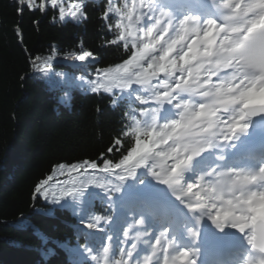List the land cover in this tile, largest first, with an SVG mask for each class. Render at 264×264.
<instances>
[{"label": "trees", "instance_id": "trees-1", "mask_svg": "<svg viewBox=\"0 0 264 264\" xmlns=\"http://www.w3.org/2000/svg\"><path fill=\"white\" fill-rule=\"evenodd\" d=\"M69 1L62 0L65 9ZM83 3L86 19L75 21L66 16L61 21L60 5L54 9L49 2L43 11L25 8L21 14L16 0H0V264H72L74 259L81 264H97V259L103 264L122 263L104 256V225L97 223V214L113 200V185L123 171L111 174L99 168L105 159L118 162L134 144L141 147L143 139L135 138L131 130L121 135L125 126L131 128L135 101L116 90L113 95L93 93L88 81L95 79L98 69L124 63L134 49L129 42L126 47L122 41L105 43L119 32V28L109 27L117 23L118 0ZM146 43L140 37L135 49L143 56L142 65L150 68L155 52L144 56ZM53 50L59 60L92 51L97 62L85 66L86 75L81 77L86 76V83L54 75L52 70L47 74L31 70L29 52L48 56ZM64 67L53 69L60 72ZM70 81L74 83L72 89ZM118 136L122 145L114 144ZM109 147L112 152L107 151ZM87 160L96 161L98 169L80 170L79 175L73 172L65 180L58 179L69 173H61L57 165ZM48 176H52L49 184L57 191L67 187L65 182L73 177L77 181L94 178L97 186L87 189L83 204L72 198L56 204L34 191L38 181ZM87 231L92 232L93 239ZM71 249H76L78 256L74 257Z\"/></svg>", "mask_w": 264, "mask_h": 264}, {"label": "snow or ice", "instance_id": "snow-or-ice-1", "mask_svg": "<svg viewBox=\"0 0 264 264\" xmlns=\"http://www.w3.org/2000/svg\"><path fill=\"white\" fill-rule=\"evenodd\" d=\"M50 2L52 8L59 7V19L63 21L66 16H71V18L75 21H80L81 19L87 18L86 6L83 3V0L79 3H74L69 6L66 10L62 5V0H16L17 3V11L23 14L25 8L29 10L40 9L41 11L45 10ZM138 6L139 11L136 10ZM119 11V8H118ZM107 12H111L110 9ZM107 12L105 16H107ZM121 17L125 15V13L120 12ZM132 14H135L137 23H143L144 18L148 17L153 21L151 26L146 30L145 34L150 38V41L144 45L143 55L155 51L158 49V46L161 43H165V47L160 52V55L155 57L152 61V64L149 66L150 68L155 66L157 72H163L168 69H175L177 67H181L188 63L189 54L193 53L197 47V41L202 37L200 35L201 29L200 27H193L191 22L194 20H198V17L192 16L191 14L186 15L179 21V27L177 33L175 35L170 36L172 27L174 26L175 17L173 16L171 10L160 8L157 10V0H134V7L132 9V13L128 14V25L125 26L123 21H119L115 25H110V28L116 27L119 28L120 31L117 33L114 39L105 41L107 44H115L124 39L125 35L135 36L136 34V24H133ZM55 19V17H54ZM256 23L255 21L253 22ZM208 27L204 30L203 36H208L211 34L213 27H215V21L209 19L206 21ZM158 30L160 31V35H157ZM18 35H20L19 28L14 29ZM196 33L197 35L193 40L189 42V47L187 49L181 50L178 46H182L183 41L187 40L188 37L192 34ZM154 37V39H152ZM126 47V46H125ZM238 48H241V45H237ZM180 51V56L175 57L174 53ZM253 52L249 49L242 48L241 58L246 59L248 56L252 55ZM94 54L90 50L80 51L78 54L71 55L70 58L79 61H85L88 58L93 57ZM57 58V54L55 50H53L51 55L43 56L37 55L34 53H28V62L31 65V70L40 71L45 74L48 73L49 69L52 66V62ZM143 58V56L141 57ZM194 59L196 57H193ZM126 74H132V64L128 63L125 65H116L113 67H103L96 71L95 79L89 80L88 83L91 85V91L93 93H113L114 89L117 88H127L130 86L129 81L124 79ZM154 74V73H152ZM141 77H144L141 82L147 84L149 82V78L144 76V73L137 74ZM192 79L191 74L187 80L184 81V84L187 85L188 82ZM180 87V85H177ZM234 89L230 86L227 90L224 88H218L215 92L207 93L208 95H214L217 97L211 104H205L200 107L195 112H189L186 110L184 114H182L181 120L172 121L169 125H165V128L171 127L173 129L172 135H177L182 140L185 141V147H192L193 154L198 155V150L191 142L187 139V137L191 134L190 127L193 124V121L199 120L202 115L207 114L210 119L207 123V126L202 130L204 133H208L212 136H217L219 133L214 132L213 129L216 128L217 123H221V117L218 115L220 111H228L235 103L239 102L240 98L243 96L244 92L247 89L242 90L236 96L228 95L227 93H231ZM167 94H161L158 96V99L166 96ZM114 105L115 100L111 101ZM219 105V108L216 105ZM205 109H207V113H205ZM99 111V109H98ZM239 115H234L230 117L231 123L228 121H223L221 123V129L227 128V132L224 133L223 139L231 140L238 139L239 135L245 134L249 131L251 127V118L253 116L264 113V106H256L252 104H244L239 109ZM135 119V118H134ZM248 121V122H246ZM181 125L184 126V131H180ZM129 126H125V131L121 133V135L129 134ZM135 131L139 133L142 137L144 132L140 129V121L136 119ZM152 135H155V130L153 129L151 132ZM115 145H122V140L120 136L115 138ZM108 152H112L113 148L109 147L107 149ZM152 151L150 148L137 147L135 144L126 151V154L122 155L118 162H113L112 160L105 159L103 162L102 168H99V171L105 170L108 172L116 173L118 170L123 169V173L118 175L116 178L121 181H126L127 179H135L137 175V169L144 166L147 163V160L151 158ZM191 163V157H188L185 160L178 161L175 166V172L177 176L182 175V169L187 167ZM161 173H153L154 176L163 184L168 185L172 182L168 173L171 171L170 167L166 163H162L160 165ZM57 169L63 173L67 171L69 175L73 172H77L79 175L80 170L90 169L92 171H96L98 169V164L94 160L82 161L80 163L72 164L70 166L67 165H57ZM261 176H264V169L261 170ZM258 176H245L244 179L249 182H254L257 180ZM52 180V176H48L45 179L38 181L36 184L34 191L40 196H43L46 200L51 199L53 203L59 204L62 200L66 198H72L78 204L84 203V195L87 192V189L95 185L97 186L96 179L91 177H86L82 181H77L75 177L72 180L65 182L68 186L61 187L59 191L53 188L49 181ZM119 190V188L117 189ZM231 204V202H229ZM229 217L233 218V226L244 230L248 224L243 222L245 216L243 214L236 216L235 208L233 207L230 211L224 213L223 216L219 214L217 216H213V221L217 224L219 228H224ZM192 234L196 237L199 236V233L193 231ZM251 242L255 245L257 249L261 252H264V223L257 225L255 232L250 236ZM85 250L88 249L87 245L82 246ZM170 247V244H169ZM74 257L78 256L76 249L70 250ZM196 251L194 249H184L176 254L172 258H165L164 264H196V260L192 258L193 252ZM72 264H81L79 259H74ZM264 264V262H262Z\"/></svg>", "mask_w": 264, "mask_h": 264}, {"label": "rangeland", "instance_id": "rangeland-1", "mask_svg": "<svg viewBox=\"0 0 264 264\" xmlns=\"http://www.w3.org/2000/svg\"><path fill=\"white\" fill-rule=\"evenodd\" d=\"M74 3H78L77 1H74V0H70L69 1V6L71 5V4H74ZM65 6V5H64ZM69 6H67V8H66V10L69 8ZM69 17V16H68ZM182 45L184 46V49H187L186 48V44L183 42L182 43ZM179 53H180V51H178ZM192 54L193 53H190L189 54V58H188V63H189V61L191 60L190 58H191V56H192ZM72 63V62H71ZM188 63H186V64H184V66H187V64ZM72 65L73 66H70V67H68V66H65L60 72L58 71V70H54L53 68L51 69L52 71V74H54V75H61V76H64L65 78H72L73 77V79H75L76 81H78L79 82V84L80 83H86V76H84V77H81L83 74L81 73V72H78L77 74L75 73L76 71H75V68H74V66H77V65H79V63H72ZM81 65V64H80ZM171 68L170 69H168L167 71H166V76L167 77H170L171 75H170V73H171ZM185 74H186V69H184L183 70V78H185ZM81 77V78H80ZM68 86L72 89V88H74L73 86H74V83H73V81H70V83H68ZM70 94H71V90H69V92L67 93V96H66V100H67V102H69V98H70ZM200 121H199V123L197 124V130H195V131H198V132H200L201 134H207V133H204V132H202V130L207 126V123H208V121H207V117L205 116V115H203V116H201L200 118ZM203 143H205L204 141H199V140H193V142H192V145H194L196 148L197 147H200V146H202L203 145Z\"/></svg>", "mask_w": 264, "mask_h": 264}, {"label": "bare ground", "instance_id": "bare-ground-1", "mask_svg": "<svg viewBox=\"0 0 264 264\" xmlns=\"http://www.w3.org/2000/svg\"><path fill=\"white\" fill-rule=\"evenodd\" d=\"M91 58H88V59H86L85 61H88V60H90ZM85 61H79V60H72L71 62L72 63H82V62H85Z\"/></svg>", "mask_w": 264, "mask_h": 264}]
</instances>
